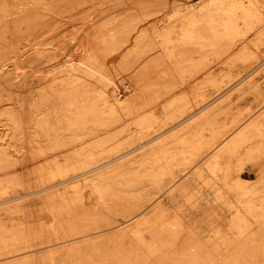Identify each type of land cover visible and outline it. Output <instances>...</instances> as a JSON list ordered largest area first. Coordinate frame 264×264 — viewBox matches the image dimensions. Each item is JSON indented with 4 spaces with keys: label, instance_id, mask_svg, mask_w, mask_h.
<instances>
[{
    "label": "bare ground",
    "instance_id": "1",
    "mask_svg": "<svg viewBox=\"0 0 264 264\" xmlns=\"http://www.w3.org/2000/svg\"><path fill=\"white\" fill-rule=\"evenodd\" d=\"M59 5L61 3L48 0H0V21L23 11L37 12L48 6L58 8ZM262 7L264 0H202L198 5H174L162 30L138 34L141 46L160 47L164 56L160 54L162 59L156 60L157 63L145 64L134 74L147 77V81L140 84L125 82L128 85L125 89L132 91L129 95L121 89L122 83L116 84L110 93L108 82L103 79L95 92L96 102L88 93L74 100L64 89L74 78L64 71L55 80L57 84V80L63 78L64 86L52 88L51 93L43 87L41 95L20 104L21 120L14 112L4 114L10 128L6 135H0V171L15 166L10 149L17 143L32 148L29 156L32 160L41 158L49 163L48 156L53 160L45 169L40 167L38 170L37 175L43 172L47 175L40 184L37 182L26 187L22 185L21 178L0 182V211L18 214L28 222L45 220L43 231L47 232L45 236L34 235L27 228H19L18 224L8 227L0 223V264H88L89 261H75V257L93 254L100 256L99 264H140L143 254L162 256L168 248L169 238L183 232L185 211L200 216L204 203L221 202V184L230 191L260 200V203L251 202L243 206L240 214L229 224L225 219L220 220L222 225H229L227 229L212 226L206 240L191 242L187 253L181 257L162 256L154 264H214L221 250L233 245L229 232L236 239L246 237L248 228L244 226L243 213H248L257 222H264V189H261L264 187V99L258 105L261 113L257 117L237 119L228 129H218L214 125V117L219 107L212 112H204L230 91L231 87H228L214 99L203 101L202 105L189 112L186 109L178 111L173 125L162 133H156L159 124L156 106L161 96L148 92L150 89L157 91L166 84H155L149 76L172 75L165 67L167 62H176L177 54L182 56L183 62L194 67L189 71L190 79L194 80L212 72L211 63H207L210 58L204 54L214 52L217 44L224 40L228 43L226 52L241 62H247L257 51L250 37L255 33L259 35ZM131 27L137 31L140 28L137 23ZM12 30V27L1 29L0 41ZM259 41L264 44V31L260 33ZM238 49L240 52L235 53ZM120 55L116 54L117 57ZM136 55L135 62L145 58L142 57L144 51ZM87 62L93 66L98 64L93 57ZM183 62L178 63L176 69L185 76L187 70L183 69L186 68ZM261 62L257 68L264 64ZM126 65L121 68L124 70ZM253 71L242 78L248 79ZM167 88L170 95L178 89L173 84L165 85ZM53 91L61 95L60 101H53ZM45 108L48 114L54 115L55 125L50 123L47 115L34 116L40 115ZM22 135L24 139L20 138ZM31 135L35 139H31ZM64 136L68 139L62 140ZM37 142L41 144L36 145ZM80 143L85 145L64 161L60 160L58 154H62L64 148ZM235 158L252 162L259 168L260 179L254 187L249 188L243 181H237L231 187L237 167ZM205 176L220 187L212 192L196 191L192 195L194 201H191L189 192L195 189L197 182L205 180ZM20 190L25 192L20 193ZM119 192L134 193L133 202L124 208L130 218L123 220L122 224H113L106 218L95 217L97 215L73 223L61 219L63 212L69 213L72 207L89 206V197L103 205ZM45 193L48 196L45 197ZM32 197L39 198L41 210L49 213L48 218L37 216L34 219L28 205L17 207L14 204ZM251 246L247 240L237 252L232 253L231 259L221 264H240L241 259L253 257L255 252ZM39 251L52 254L46 260H39L36 255Z\"/></svg>",
    "mask_w": 264,
    "mask_h": 264
},
{
    "label": "rangeland",
    "instance_id": "2",
    "mask_svg": "<svg viewBox=\"0 0 264 264\" xmlns=\"http://www.w3.org/2000/svg\"><path fill=\"white\" fill-rule=\"evenodd\" d=\"M48 1L50 3L56 1L61 5L58 8L48 6L37 12L23 11L0 21V31L4 27L13 28L7 34V37L0 41V135H6L7 129L10 128V123L6 120L7 117L4 114L14 112L21 120L23 114L20 111V104L41 95L43 87L45 91L50 90L51 93L52 88L64 86L65 83H62L63 78L57 80V84H55L57 77H60L64 71H68L71 77L74 78L68 81L70 86L64 88L65 93L71 94L74 100L81 98L83 93H88L94 99L95 92L98 91L99 84L103 79L108 82L110 93H113L116 84L122 83L121 89L129 95L132 91L125 89L128 86L125 82L140 84L147 81V77L143 75L134 76V74L137 70H142L145 64L154 65L157 63L156 60L162 59L160 54L164 56L160 47L157 48L155 45L152 47L141 46L138 42V34L142 35L145 32L153 33L156 30H162L168 23L174 5H198L202 0ZM261 11L262 26L259 29V35L256 36L255 33L250 37V42L255 45L257 51H252L255 53L250 56L247 62H241L235 59L233 54L226 52L228 43L224 40L217 44L214 52L204 54L210 58L207 63H211L212 72L207 75H200L198 80L190 79L191 72L189 71L194 67L183 62L180 54H177L176 62H167L166 67L164 66L172 75L167 77L149 76V79L155 84L160 86L163 83H166L165 85L173 84L178 88L176 93L172 95L167 93L169 88L165 89V85L157 88V91L155 89L148 90L152 95L161 96L156 106V117L159 120L156 128L158 132L156 133H162L172 126V121L177 116L178 111L186 109L189 112L192 108L202 105L203 101L207 102L214 99L228 87H231L230 91L224 97L222 96L214 106L204 112L206 114L209 111L212 112L215 107H219L220 110L217 111L218 108L216 109L217 112L214 117V125L218 129H228L237 119L246 120L257 117L261 113L259 111L261 106L258 105L264 99V64L258 68L257 66L261 61L264 63V44H260L259 41L260 33L264 31V7L261 8ZM134 23L139 25L138 31L131 27ZM111 41L113 42L111 43ZM152 48L153 50L150 51ZM140 51H144L142 57L145 58L135 62L136 54ZM239 52L240 49L235 53ZM118 53H121L119 57L116 56ZM91 57L96 59L98 64L93 66L87 62ZM130 61L132 62L127 66L126 64ZM181 61L184 63H182L183 66H186V68H183L185 71L187 70L184 71L185 76L178 73L176 69ZM111 65L114 68L111 69ZM124 65L126 66L123 70ZM252 70L254 71L248 79L242 78ZM240 80L244 81L241 82ZM55 91L52 92L51 98L57 102L61 100V95ZM96 101L94 99V102ZM177 103L179 104L177 105ZM48 113V109L45 108L40 115L34 114V116L47 115L50 123L55 125L57 122L54 115ZM11 128L13 129V127ZM20 138L24 139L23 135ZM30 138L35 139V136L31 135ZM63 139L67 140L68 137L64 136ZM35 144L40 145L41 143L37 142ZM84 145V143H80L75 147L68 146L64 148V152L58 154L60 160L64 161L68 155L75 153L79 147ZM10 150L15 166L9 170L0 171V182L21 178L23 179L22 185L29 187L37 182L40 184L45 180L47 175L44 172L42 175H37V173L40 167L45 169L47 164L51 163L53 160L51 156H48L47 161L49 163H45L44 159L41 158L32 160L29 157L32 155V148L30 146L24 147L21 143L12 146ZM234 163L237 164V167L234 170L231 187H234L233 183L237 181L245 182L249 188L254 187L255 182L260 179L259 168L252 162L239 161L238 158L234 159ZM262 175L264 176V173ZM205 177V180L201 179L195 184V189L189 192L188 196L192 199L191 201H194L192 195L196 191L203 193L207 190V192H212L220 187L216 181L207 176ZM259 186L261 187V185ZM221 187L222 201L210 202L211 204L207 205L204 203L200 210L205 214L201 213L200 216H195L189 210L185 211V217L182 219L183 232L179 236L169 238L170 242L168 248L162 254L163 257H181L184 253H187V248L191 242L206 240L209 236L208 231L212 226H221L222 229H227L229 225H222L219 223L220 220L225 219L226 223L229 224L232 219L240 214V209L243 206L251 202L260 203V200L245 197L242 193H237L234 190L230 191L222 184ZM224 189L228 193H225ZM261 189H264V187ZM24 192V190H20V193ZM133 195L134 193L119 192L103 205L89 197V206L72 207L69 213L63 212L61 219L73 223L76 220L90 219L97 215L95 217H103L108 219L109 222L119 225L122 224L123 220L130 218L124 208L133 202ZM44 196L46 197L48 194L45 193ZM14 204L17 207L28 205L34 219L37 216L49 217L48 212L41 210L42 204L38 197L28 198ZM241 216L245 219L244 226L248 228L246 237L236 239L234 234L229 232L233 245L229 249H222L221 253L216 256L214 264H221L223 261L231 259L232 253L237 252L247 240L252 243L253 247H251L255 255L246 257L244 260L241 259L240 264H264V253L262 255V252H264V222H257L248 213H243ZM44 222L45 220L28 222L18 214H6L4 211H0V223L2 225L11 227L13 224H18L19 228H27L30 230L29 233L34 235L44 234L45 236L47 232L46 230L43 231ZM225 233H228V231L226 230ZM51 254L46 251L36 253L39 260H46ZM162 256L152 254L149 257L143 254L140 264H154ZM75 258V261H89L88 264H99L101 262L100 256L95 254L89 257L79 256Z\"/></svg>",
    "mask_w": 264,
    "mask_h": 264
}]
</instances>
